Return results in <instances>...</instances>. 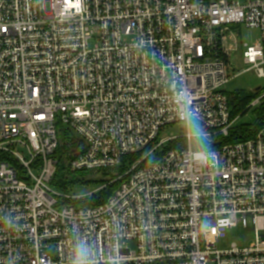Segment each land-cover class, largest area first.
Here are the masks:
<instances>
[{
  "label": "built area",
  "instance_id": "1",
  "mask_svg": "<svg viewBox=\"0 0 264 264\" xmlns=\"http://www.w3.org/2000/svg\"><path fill=\"white\" fill-rule=\"evenodd\" d=\"M235 55L264 77V0H0V264H264V128L225 142ZM62 129L72 172H124L56 190Z\"/></svg>",
  "mask_w": 264,
  "mask_h": 264
},
{
  "label": "rangeland",
  "instance_id": "2",
  "mask_svg": "<svg viewBox=\"0 0 264 264\" xmlns=\"http://www.w3.org/2000/svg\"><path fill=\"white\" fill-rule=\"evenodd\" d=\"M236 35H238V39L240 40L241 48H245L244 44H249L250 46H254L259 42L261 39V32L259 30H249L245 27H241L240 30H235ZM233 66L237 72H243L241 76L234 78L230 83L227 84V92L229 94L238 92V91H245L246 93L253 94L256 93L258 88H261L264 91V77L258 75L256 71L248 70L250 66L243 63L242 59H240L239 55L233 56ZM264 94V93H263ZM262 94V95H263ZM258 106L250 108L248 112L245 113L242 117H239L236 121L234 126L235 127H243V125H252L255 126L258 121V114H256ZM166 134L168 135H181L183 134L182 126L181 125H173L171 128L167 129ZM103 172H96V171H77L75 173H65L64 176H67L69 181H75V179H89L94 178L97 179L104 174ZM109 175L114 174L116 170L108 169L106 171ZM100 184L97 183H90V184H76V185H68L67 189L64 190L63 188H58L54 186L56 190L59 192H67L72 196L76 195H87L90 191L97 189ZM255 240V234L253 231L252 226L248 229L239 226L232 231H229L228 237L220 241V248L221 249H230L237 243L241 248L248 247L252 244Z\"/></svg>",
  "mask_w": 264,
  "mask_h": 264
},
{
  "label": "trees",
  "instance_id": "3",
  "mask_svg": "<svg viewBox=\"0 0 264 264\" xmlns=\"http://www.w3.org/2000/svg\"><path fill=\"white\" fill-rule=\"evenodd\" d=\"M264 91L259 90L256 93L249 94L245 91H238L232 94L228 93L229 100L231 101L232 107V118L234 120L238 119L245 115L248 110H250L251 105L256 101L258 97H260ZM256 114H258V121L255 126L252 125H243V127H234L229 138L226 139L225 142H243L244 140H248L253 138L261 129L264 128V98L260 105H257ZM61 140L58 149V158H60V167L59 171L55 177L54 186L58 188H63L64 190L67 189L68 185H76V184H90L92 182L104 185V183L112 182L116 177L115 174H122L126 168V163L128 159L125 158L123 160L124 164L116 169L114 174L109 175L106 171L102 176L97 179L89 178V179H75V181H69L65 173H74L70 170L69 167L66 165L67 155L72 152V149L79 145V142L76 140L75 136H71L70 132L66 129H62L61 133ZM171 148H173L171 146ZM198 149V146H195ZM120 182L113 183L107 186L104 191L100 194L90 198V200L81 201L79 204L82 206H91V205H101L104 204L115 192L118 188Z\"/></svg>",
  "mask_w": 264,
  "mask_h": 264
},
{
  "label": "clouds",
  "instance_id": "4",
  "mask_svg": "<svg viewBox=\"0 0 264 264\" xmlns=\"http://www.w3.org/2000/svg\"><path fill=\"white\" fill-rule=\"evenodd\" d=\"M189 122L192 123L191 118L189 117ZM80 257L79 264H85V257H86V250L84 248H81L78 253Z\"/></svg>",
  "mask_w": 264,
  "mask_h": 264
},
{
  "label": "water",
  "instance_id": "5",
  "mask_svg": "<svg viewBox=\"0 0 264 264\" xmlns=\"http://www.w3.org/2000/svg\"><path fill=\"white\" fill-rule=\"evenodd\" d=\"M259 90H261V88H258V90H257V91H259Z\"/></svg>",
  "mask_w": 264,
  "mask_h": 264
}]
</instances>
